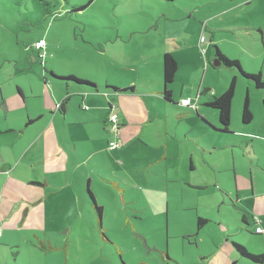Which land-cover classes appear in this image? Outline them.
<instances>
[{"label":"rangeland","instance_id":"374dc122","mask_svg":"<svg viewBox=\"0 0 264 264\" xmlns=\"http://www.w3.org/2000/svg\"><path fill=\"white\" fill-rule=\"evenodd\" d=\"M51 1L53 6L40 0H0V106L3 99L16 97L21 88L27 95V106L22 104L21 110L40 111L50 119L54 111H46L44 98L46 89H52L53 97L48 91L47 94L53 98V109L63 110L65 103L69 108L65 126L55 132L82 128L87 133L86 145L103 146L104 128L98 121L89 120L92 103L107 104L111 95L132 94L142 83H126L128 80L150 77L159 86L166 50L177 56L176 81L179 88L180 82L189 81L185 86L189 94L195 92L194 85L198 89L202 84L220 95L236 77L230 136L241 139L245 146L231 148L235 157L230 149L221 150L205 155L202 162L194 143L173 133L175 124L167 132L157 120L152 126L145 124L140 134L149 147L135 155L158 158L166 155L173 174L164 178L166 165L161 163V169L159 166L151 170L152 187L137 180L136 169L131 167L138 164L133 160L126 157H122L123 161L115 160L118 164L110 172L118 173L129 186L121 192L99 176L92 179L91 188L103 207L102 225L93 204L89 207L83 203L78 207L74 202L68 209H61L62 200L68 198L69 203L72 198L67 194L59 199L60 203L50 202L49 213L56 214V218L48 220L44 229L57 235L51 241H44L47 249L42 248L34 235L18 227L14 228L15 237L11 234L10 243L0 251L5 256L14 252L13 261L20 243L26 250L28 243L36 251L39 249L35 257L30 258V253H26L14 264L21 261L28 264H232L234 261L262 264L242 256L233 242L245 246L249 253H264V88L257 87L237 67L220 62L215 54L219 48L228 57L239 59L246 72H262L264 81V0ZM40 39L46 45L42 51L35 48ZM72 77L94 86L78 83ZM52 82L61 86L54 87ZM68 86L85 91L69 94L71 97L65 101ZM247 95L253 119L242 129V108ZM80 102L90 108L82 111ZM178 108L185 106L179 104ZM210 112L207 116L216 120L217 116ZM7 115L14 117L16 113ZM79 116L86 123L79 124ZM122 146L108 149V153L114 154V158L122 156L117 152L129 154L126 146ZM190 154L197 159L200 169L197 175L214 179L208 192L202 195L194 194L180 170L187 157L190 162ZM233 166L241 189L247 188L248 183L249 188L251 185L256 188L255 197L239 192L238 201L243 211L256 213V223L250 216L245 222L243 211L222 199L221 191L234 180ZM195 208L207 212L204 215L210 218L202 230H198L194 211H189ZM77 215L79 218L75 219ZM27 221L32 222L29 218ZM19 226L25 227V223ZM258 226L262 229L259 233ZM17 233L28 240L18 238ZM0 240L8 241L5 237Z\"/></svg>","mask_w":264,"mask_h":264},{"label":"crops","instance_id":"0c3cea01","mask_svg":"<svg viewBox=\"0 0 264 264\" xmlns=\"http://www.w3.org/2000/svg\"><path fill=\"white\" fill-rule=\"evenodd\" d=\"M190 48L192 49L193 47ZM165 53L170 52L164 50L163 55ZM173 56L177 60V56L175 54ZM177 63L178 71L176 77L179 74L178 60ZM137 81H142V83L138 84V88L132 94L124 95L120 93L111 95L108 98L110 102L107 104L103 103L94 106V103H92L93 107L90 109L92 114L89 120L98 121V124L105 130L104 145L94 148L86 145L84 139L87 137H84V135H87V133L82 128L74 131V129L69 127L65 131L55 132V130L65 126L69 108L66 107L65 103L63 110L53 109V98L47 94V91L52 93V89H46L44 98V101L47 102L46 111H54L53 117L50 119H47L40 111L21 110L23 108L22 104L25 103V107L27 106V95L22 92L21 88L18 89L16 97L3 99L0 106V226L2 228L0 237H5L8 241L0 240L1 250L7 243H10L11 234L15 237L14 228L18 229V227L28 231L39 241H51L52 236L55 238L57 234L53 230L44 229V226H48V220L52 221L56 218V214L49 213L50 202L55 200V204L60 203L59 199H63L62 196L71 194L72 198L69 203L66 202L68 198L62 200L64 205L61 206V209L63 207L68 209L74 202L78 204V207L79 205L83 206V203L85 206L90 207L92 202L87 191L88 189L92 190V179L97 178V176L110 183L113 187L118 188L121 192L126 190L129 185L122 182L118 173L110 172L118 164L116 161H123L121 160L122 157H126L127 160L131 159L138 164V166L131 168L136 169L137 180L149 186L154 183L149 182V177L153 179L151 170L159 168L161 163L166 165L164 178H168L170 174H173L166 155L163 158H158L154 155H135V153L139 154L142 152L145 147H149V144L147 145L146 141L141 137L142 134H140L145 124L152 126L157 120L164 124L166 132L169 131L167 128L175 124L173 130L176 131H173V133L180 135L186 141L194 143L198 154L202 156L200 158L202 162L203 158H206L205 155H212L221 150L230 149L231 155L235 157L236 155L231 148L245 146L242 140L217 130L221 127L218 112L211 108L208 103L218 94L209 92L211 89L204 88L202 84L197 89V86L194 85L193 87L196 88L195 92L189 94L185 88L186 85H189V81L180 82L179 88V82L175 78L174 83L176 85H173L174 83L171 85L172 99L168 100L164 95L162 65L159 74V86H156L157 83L150 77L128 80L126 83ZM52 86L59 87L61 85L52 82ZM82 91H85V89H72L68 86L64 92V99L67 97L69 99L72 94L77 95ZM53 95L54 92L52 97ZM192 95H195V98ZM176 97L179 99L177 102L175 100ZM181 97H192L194 100L197 98L199 104L197 111L188 107L178 108ZM60 99L62 98H58L57 102ZM86 101L88 100L85 99ZM82 103L84 102L79 104V109L82 111L90 108L88 104L84 105ZM3 109L5 110L4 114H2ZM210 110L217 116L216 120L207 116L208 113H211ZM7 113H16V115L11 117ZM111 116H116L119 124L118 138L116 136L118 133L114 132L112 128L110 129L109 126L111 125ZM57 118L60 121L57 122ZM202 119L205 122L201 121ZM78 122L79 124L86 123V120L84 117L79 116ZM246 127L247 125L241 126L242 129ZM240 132L246 133L244 131ZM76 133L79 134L77 135ZM204 135L207 137L205 138ZM115 139L121 141L122 147L126 146V151L129 154L117 152V154L122 156L114 158V154L108 153L109 142ZM138 142L142 144V147ZM173 154L176 156L175 153ZM242 156L249 163L245 153ZM232 162L234 164L233 159ZM120 164H124V162ZM103 165L106 166L108 175L104 173L105 168ZM258 165L257 167L260 169ZM251 168L253 170V167ZM180 170L184 174V182L193 187L192 190H194L195 195H202L208 192V188L213 185L214 179L212 177L210 179H202L201 176L197 175L200 172L199 165L197 164V159L191 154L190 162L188 163L187 157L185 164L180 167ZM232 170L234 173V166ZM235 174L232 184H227L226 188L221 191L222 199L231 201L238 210L243 211L238 204V201H240L239 192L246 196L255 197L256 188L252 185L249 188L248 183L247 188L241 189L236 183ZM140 177L142 180H140ZM134 185L133 183L131 184L132 187ZM69 188H72V190L69 191ZM92 191L96 197L94 190ZM218 194L220 193L218 192ZM189 211H194L196 216H204L207 213L196 208L195 210L189 209ZM243 215L250 216L253 220L256 217V213L250 210L243 211ZM28 218L32 221L31 223H26ZM77 218H79V215L75 219ZM23 223H25V227L19 226ZM222 223L225 225L223 221ZM67 225L70 224L68 223ZM7 231L10 234H7ZM17 235L20 239L28 240L27 237L20 233H17ZM29 241L32 242L33 240ZM18 247L20 248L17 252L18 255L14 254L13 261L11 260V253L14 252L10 251V255L5 256L0 251V264H14V261L21 259L26 253H30V258H32L39 251L38 249L36 251L30 243L26 244L27 250L22 243L18 244ZM20 264L28 263L21 261Z\"/></svg>","mask_w":264,"mask_h":264},{"label":"trees","instance_id":"16d2710c","mask_svg":"<svg viewBox=\"0 0 264 264\" xmlns=\"http://www.w3.org/2000/svg\"><path fill=\"white\" fill-rule=\"evenodd\" d=\"M40 1H42L45 5H48V6L54 5V3L51 0H40ZM167 1H174V0H167ZM46 10L48 12L50 11L49 9H46ZM41 40L45 41L44 39H40V40L36 41V43L41 41ZM36 43H35V48L38 50H41V51L46 46L45 45L44 47L37 48ZM215 56L220 62H224L227 66L237 67L243 76L248 77V78H252L256 82L257 87L264 88V81H262V72H259V73H248V72H246L244 70V68L242 67L241 61L239 59L228 57L219 48L216 50ZM162 66H163V80H164V95H165L166 99L171 100L172 99L171 85L174 83V80L176 78V74L178 71V63H177V60L175 59V57L173 56L172 53H165L163 55ZM72 79L76 80L78 83H81V84H87V85L94 86L93 84H90L87 81L78 80L75 77H72ZM235 89H236V77L234 76V78L231 80L230 84L225 88V90L220 95H217L214 98H212V100L208 103V105L211 108H213L214 110H216L218 112L219 123L221 126V127H219L218 130L221 132H225L227 135H230L232 133V131H230V125H231V116H232V103H233V98L235 96ZM209 92L213 93L210 90H209ZM182 98H184V97L180 98V101H179L180 104H181ZM190 98L192 99V102L195 104V107H193L195 110L194 109L193 110L197 111V109H198L197 105L199 106L198 99L196 98L194 100L192 97H190ZM182 106H184V105H182ZM185 107H188V106H185ZM188 108H190V107H188ZM241 118H242V122L244 125L249 124L253 119V114H252L251 109H250V99H249L248 95L245 97V100H244ZM201 121L205 122L204 119H202ZM109 126H111V125H109ZM118 132H119V125H118ZM110 142H109V149L115 150L116 148L110 147ZM87 192H88V196H89L90 201L92 202V204L94 205V207L96 209V212L98 213L99 223H100V225H102L103 207L99 205V203L97 202L96 197H95V195L91 189H88ZM243 220L245 222H247V216L243 215ZM209 221H210L209 217H207L205 215L204 216L198 215L197 216L198 230H202L204 228V225L206 223H208ZM254 222L255 223L257 222L256 217H255ZM258 227H260V226H258ZM0 231H1V233H0V235H1L2 234L1 226H0ZM256 232L259 233L257 230H256ZM37 242L42 243L41 246L43 249H47L44 241L37 240ZM34 243H36V241ZM233 244H234L235 248L237 249V251L242 256L248 257V258L252 259L253 261L264 264V253L252 254V253H249L247 248L245 246H243L242 244H239L237 242H233ZM232 264H236V262L234 261Z\"/></svg>","mask_w":264,"mask_h":264},{"label":"built area","instance_id":"2783aa9c","mask_svg":"<svg viewBox=\"0 0 264 264\" xmlns=\"http://www.w3.org/2000/svg\"><path fill=\"white\" fill-rule=\"evenodd\" d=\"M45 46V41L41 40L39 42L36 43V47L37 48H40V47H44ZM181 104L184 105V106H188V107H195V104L192 102V99L190 97H184L181 99ZM111 127L112 129L114 130V132H117L118 134L116 135L117 137H119V132H118V123H117V118L116 116H111ZM121 142L118 140V139H115L113 141L110 142V147L111 148H116L118 145H120ZM257 231L258 232H261L262 229L261 227H258L257 228ZM1 233V231H0Z\"/></svg>","mask_w":264,"mask_h":264},{"label":"flooded vegetation","instance_id":"af4514ba","mask_svg":"<svg viewBox=\"0 0 264 264\" xmlns=\"http://www.w3.org/2000/svg\"><path fill=\"white\" fill-rule=\"evenodd\" d=\"M119 125V124H118ZM112 127L110 126V129H111Z\"/></svg>","mask_w":264,"mask_h":264},{"label":"water","instance_id":"95a60500","mask_svg":"<svg viewBox=\"0 0 264 264\" xmlns=\"http://www.w3.org/2000/svg\"><path fill=\"white\" fill-rule=\"evenodd\" d=\"M220 63V62H219Z\"/></svg>","mask_w":264,"mask_h":264}]
</instances>
